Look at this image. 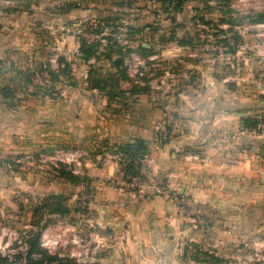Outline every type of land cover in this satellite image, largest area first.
Here are the masks:
<instances>
[{
    "label": "crops",
    "instance_id": "0c3cea01",
    "mask_svg": "<svg viewBox=\"0 0 264 264\" xmlns=\"http://www.w3.org/2000/svg\"><path fill=\"white\" fill-rule=\"evenodd\" d=\"M50 2L0 0V59L6 62L0 87L10 78L8 62L24 70H38L46 61L45 53L50 54V70L57 69L58 74L67 66L64 61L75 60L68 65L76 79L70 84V77L60 74L51 96L21 94L22 101L15 109L0 97V154L18 153L25 149L26 141L61 146L69 134L76 144L93 143L90 155L100 150L95 160L85 164L83 172L88 170L89 179L72 185V190L82 192L91 187L93 191L90 219L84 216L83 221L99 229L92 234L97 238L92 253L100 254V259L94 260L100 264H183L180 256L186 241L200 238L218 246L222 223L234 225L231 232L236 231L237 241L246 232L264 230V132L259 134L242 124L243 117L264 116V79H250L264 64L251 57L243 59L241 70L249 71L245 74L249 83H243L241 91L245 81L239 74L232 91L229 81L217 75L206 60H180L183 88L167 111L158 107L159 95L140 92L121 96L87 90L89 72L75 56L80 31L73 29L85 19L70 22L72 17L67 15L78 9L63 14L61 8L68 4L59 5L64 1L58 0L54 3L57 10L51 11ZM19 5L29 8L17 10ZM169 53L166 49L160 56ZM41 79L37 74L34 81L43 85L45 75L43 82ZM105 102L106 110L101 106ZM160 131L169 133L168 141L158 138ZM134 139L144 140L149 149L139 169L145 188L138 191L107 181L114 171L118 146ZM84 150L76 152L70 163L60 159L66 164L76 161L77 176L83 172L77 168L82 163L76 156L81 157ZM61 192L67 196L66 191ZM177 196L195 203L204 216L217 212L219 225L214 223L213 229L204 232L197 230L199 216L183 213Z\"/></svg>",
    "mask_w": 264,
    "mask_h": 264
},
{
    "label": "rangeland",
    "instance_id": "374dc122",
    "mask_svg": "<svg viewBox=\"0 0 264 264\" xmlns=\"http://www.w3.org/2000/svg\"><path fill=\"white\" fill-rule=\"evenodd\" d=\"M56 1L58 0H51V11L57 10L58 7L54 5ZM63 1L59 5L75 3L80 6V10L67 15L72 17L70 22L85 19V22L73 28L80 31L78 34L80 46V38L86 41L92 34L96 36L93 44L98 49L94 57L86 60L80 52V47L79 53L75 56L87 67V74L91 68L98 78L107 81V95L116 93L124 96L126 93L140 92L159 95L161 102L158 107L167 111L168 107L175 104L179 88H183L184 78L178 73L180 60L198 62L206 60L215 69V73L226 78L229 84L235 83L240 74L241 77L244 76L245 81L241 82L240 90L244 87L243 83H249L245 75L249 71L241 70L244 66L243 59L251 57L254 62L264 64V23H254L252 19V16L264 13V0H230L232 11L217 2L205 5L195 1L184 4L180 13L175 11L176 0ZM19 6L15 8L21 11L29 8L28 5ZM229 19L234 23L233 31H237L241 36V43L237 46L238 52L233 57L225 54L226 48L222 47L224 46L222 39H225L226 34L218 32L228 31L229 26L226 23ZM98 22L103 23V30L100 32L92 26ZM228 34L227 36L231 37V33ZM182 38L192 39L193 47L179 49L177 40ZM166 49L170 50L168 56H160ZM185 52L186 56H175L176 53L181 55ZM132 55L142 63L139 64ZM187 55L196 56L190 58ZM49 56L50 54L45 53L46 61L40 67L42 77L47 75V72L56 75L62 73L58 74L54 68L50 70ZM118 59L122 62L119 64L120 67H115L114 61ZM73 61L75 60L63 62L67 63L63 70L67 72L66 76L70 77H68L70 84L74 83L71 79H76L72 74V67L68 65L74 63ZM73 68L76 69L75 64ZM261 68L262 70L259 73L254 72L250 79L253 80V77L258 80L264 79L261 76V73H264V66ZM47 77L50 83H43V88L45 85H54L52 77L50 75ZM86 86L88 90L89 86ZM21 94L23 93L18 92L17 96ZM39 94H45L44 90L40 89ZM107 103L101 104L104 110L108 108ZM92 144L86 141L85 145L76 144L69 134L67 142L61 146L56 143L43 145L26 141L23 144L25 149L16 151L18 153L13 154L10 151L0 154V263L8 258L13 262L23 261L29 249V241L38 235L41 241L46 234L49 239L58 237L60 241L50 253L67 257L75 264H100L94 260L100 259L99 252L92 253L93 247L97 244V238L92 234L99 229L96 230L93 223L86 221L90 219L88 215L94 197L93 191L91 187H86L82 192L72 190V185L78 183L63 178L59 173L63 164L66 166L64 169L66 172L77 176L74 173L77 162L66 164L61 163L60 159H69L70 163L73 155H76V152L80 154L85 147V153L81 157L76 156L82 163L77 168L83 172L85 164L89 160H95V156L100 153V150L96 149L90 155L89 149H92L90 146ZM96 166L99 164L96 163ZM87 171L78 176L80 182L89 179ZM138 175L144 180L141 174ZM107 181L110 182L109 179ZM65 184L69 187L66 188ZM61 191H66L67 196ZM193 204L197 207L195 203ZM198 210L200 213L199 208ZM198 216L203 223L196 221L197 230L204 232L206 228L213 229L214 223L219 225L220 218L217 212L207 216L200 213ZM233 227V224H220L218 232L222 234V239L218 246H214L213 242L208 245L200 238L196 239L197 242L187 240L180 256L182 263L264 264V230L246 232L245 236L238 238L237 241L236 231L231 232ZM214 239L217 241L219 238ZM104 254L102 251V256Z\"/></svg>",
    "mask_w": 264,
    "mask_h": 264
},
{
    "label": "trees",
    "instance_id": "16d2710c",
    "mask_svg": "<svg viewBox=\"0 0 264 264\" xmlns=\"http://www.w3.org/2000/svg\"><path fill=\"white\" fill-rule=\"evenodd\" d=\"M201 2L202 4H209L211 2H217L220 3L225 8L232 11V4L230 0H176V6L175 11L180 13L182 12V9L184 7V4L189 2ZM79 4H68L65 7L61 8V12L63 14L70 13L73 10L80 9L78 6ZM65 11V12H64ZM252 19L254 20V23H264V13L263 14H257L256 16H252ZM232 20V19H231ZM230 19L229 22L226 23L229 26L228 31L220 30L219 33H225V39H222V42H224L223 48H226L225 54L230 56H236L238 50L237 46L241 43L240 42V33L237 31H233V25L234 23ZM224 22V21H222ZM93 27L97 28V31L100 32V30H103V23L98 22L97 24L93 25ZM228 33H231V37H228ZM216 37H219V35H216ZM81 46H80V52L83 54L84 58L86 60H90L92 57L95 56L96 50L98 47L94 44H87L85 40L80 38ZM178 45L181 47H193V41L190 38H182L177 40ZM111 59V57H109ZM122 60H115L114 66L120 67L119 64H121ZM6 62L4 60H0V73L2 69L5 67ZM9 64V72L10 78L5 81V83L0 87V97L7 103L9 106L13 109L18 108L20 106V103L22 99H20L17 96V93H23L27 94L31 97H36L39 95L40 89H43L45 94L47 96H51L54 93V87L52 85H45L43 88V85L40 83H35L34 79L37 77V74L40 76V78L43 79L40 68L38 70H24L22 68H19L16 66V64L11 61L8 62ZM67 72L63 71L61 75H66ZM52 77V82H56L58 80L59 75L54 74L53 72L48 73ZM89 88L92 90H99L106 92L107 88V81L105 79H100L97 77L96 73L93 69L89 71ZM231 86V90L235 91L236 88ZM37 90L36 92L32 90ZM264 121L263 116L262 117H243L242 118V124L246 129L254 130L258 124ZM117 151L121 154H124L128 158V174L130 175H138L139 169L142 165V161L145 160L146 156L149 153V149L147 146V143L144 140L141 139H134L133 141L127 142L126 144H122L118 146ZM66 166L61 165V170L59 171L60 175L63 178H68L72 182H79L80 179L78 176L73 175L71 173L66 172L64 169ZM64 170V171H63ZM0 264H75V262L67 257H61L59 254H52L48 250L44 249L41 245L40 241V235H38L35 239L29 241V249L26 253L23 261H10V258L5 259Z\"/></svg>",
    "mask_w": 264,
    "mask_h": 264
},
{
    "label": "built area",
    "instance_id": "2783aa9c",
    "mask_svg": "<svg viewBox=\"0 0 264 264\" xmlns=\"http://www.w3.org/2000/svg\"><path fill=\"white\" fill-rule=\"evenodd\" d=\"M89 37L90 38H86L87 44H93L94 41H96V36L92 34ZM132 57L135 60H138V58L135 57V55H132ZM138 61H139V64L142 63L140 62V59ZM45 80L46 81L44 83H50V79L47 77V75H45ZM253 131L258 132V133L263 132L264 131V121H261ZM158 138L161 141L166 142L169 140L170 135L167 131H160L158 133ZM128 163H129L128 158L124 154L119 153L118 155H116L115 163H114V171L109 176L110 182L115 186L124 187L129 190H143L145 188V184L142 178L139 175L134 176V175L128 174V169H127ZM162 192L168 198H171L170 193L166 189H162ZM176 199L183 213L188 211L190 215L199 214L198 208L195 207L192 201L188 200L187 198L179 197V196H177ZM78 200L80 201L81 198H78ZM200 222L203 223L202 220H200ZM59 242L60 241L58 240V237H55V239L54 238L49 239L48 235L44 234L41 240V245L42 247L46 248V250L51 252V250L55 248L59 244Z\"/></svg>",
    "mask_w": 264,
    "mask_h": 264
}]
</instances>
